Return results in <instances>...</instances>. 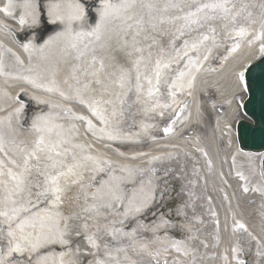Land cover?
<instances>
[{
  "label": "bare ground",
  "instance_id": "bare-ground-1",
  "mask_svg": "<svg viewBox=\"0 0 264 264\" xmlns=\"http://www.w3.org/2000/svg\"><path fill=\"white\" fill-rule=\"evenodd\" d=\"M120 2L112 0V3ZM171 2L180 7H168L165 11L170 0H135L122 17L104 21L100 39L96 40L76 34L92 32L101 23L104 0H32L38 7L36 23L28 16V23L24 25L19 23V17L24 14L23 0H12L11 16L3 11L9 6V0H0V137L3 138L0 161L5 173L0 179L6 182V185L0 184V210L11 207L3 203L7 195L5 186L14 188L16 184L7 174L9 169L22 173L25 156L43 137L44 151L37 153L39 160H30L31 171L25 174V187L32 192L30 199L35 206L31 207V213L43 215L44 207L61 213L58 228L67 241L60 242L55 232L57 226L48 220L44 222V232L47 235L48 227H52V237L42 241L36 250L25 245L27 250L23 253L9 255L6 237L0 235V255L4 256L5 264H97L99 260L111 264L107 252L124 257L123 252L115 251L117 248H125L137 264H155L152 257L137 255L140 245H147L153 253L160 251L161 264L165 258L169 264L177 260L181 264H238V260L244 264H264L262 156L241 151L234 130L238 117L235 98L245 94L238 73L264 54L260 52V41L249 43L264 21V0H231L228 7L235 4L233 12L244 8L235 24L222 19L220 12L206 10L207 15H215L216 19L201 20L202 26L190 27H184L185 21L175 17L211 0ZM51 3H59L65 17L71 11L69 5L79 4L83 16L73 20L68 31L67 19L53 23V17L47 14ZM148 3L154 7L148 9L145 6ZM92 9L96 10V15ZM240 26L249 28L252 35L236 37L233 29ZM204 35L210 39L202 42ZM185 41L198 45L196 50L190 51L195 63L188 68L185 67L187 58L174 59L176 49H182ZM236 44L238 52L232 53ZM24 45L29 47L25 49ZM204 55H208L207 60L203 59ZM222 56L226 60L222 59L221 65L218 59ZM157 60L161 62L158 92L155 91ZM169 61L171 66L164 68L163 64ZM215 63L221 66L213 75L208 70ZM180 70L190 71L191 75L183 79L184 87L176 90L173 100L169 85ZM192 76L195 80L189 88ZM150 89L153 90L151 96ZM205 93L215 95L208 114L201 106ZM132 95L137 106L143 108L136 126V132L147 140L143 151L136 149L140 142L138 134L117 129L118 112ZM185 101L191 104V110L180 125L182 130L169 138L158 136L160 131L149 120L151 115L166 119L171 110ZM169 103L172 108L168 107ZM92 107L101 111L107 124L93 113ZM80 116L86 119H76ZM109 134L114 138H109ZM52 144H59L61 152L74 153L80 164L75 175L61 178L65 191L58 207L43 198L37 201L35 195L38 191L35 185L45 183L39 172L55 175L58 170L46 167L51 163L47 157ZM69 154L56 159L65 165L71 164ZM89 156L94 159H86ZM171 167L180 183L179 208L171 216L161 211L152 218L160 222L181 221V225L157 228L161 235L145 231L129 235L134 228L133 221L150 222L147 217L158 208V190H154V186L160 184V180L154 171ZM61 170L66 171V168ZM117 181L126 182L122 185L125 193L120 200L116 199L120 197ZM131 190L130 195L126 194ZM13 198L19 206L26 204L29 196L25 191L22 196ZM104 203L111 209L115 207L117 217L113 224L121 230L115 235L103 218ZM90 206L92 211L88 209ZM137 206L141 208L139 212L134 211ZM125 209L132 221L120 217ZM31 213L21 212L20 218ZM17 223L13 220L9 224L0 217L1 231H8L11 226L19 236ZM240 223L246 230L238 227ZM24 231L35 237L41 231L40 223L37 222L35 228L26 226ZM90 236L99 248L92 246ZM145 236L147 242L141 243L140 239ZM8 239L10 243L11 237ZM174 241L180 242L188 255L171 247ZM165 245H169L166 253L162 251Z\"/></svg>",
  "mask_w": 264,
  "mask_h": 264
},
{
  "label": "snow or ice",
  "instance_id": "snow-or-ice-1",
  "mask_svg": "<svg viewBox=\"0 0 264 264\" xmlns=\"http://www.w3.org/2000/svg\"><path fill=\"white\" fill-rule=\"evenodd\" d=\"M134 3H135V0H121L120 3H112V0H104V7L101 12V23L97 24L96 28L93 29L92 32H89V33L81 32V33H77L76 35L77 36H84V35L93 36L96 38V40H99L101 28L103 26L104 21H106L110 17H116V18L122 17L123 14L126 13L128 9L134 5ZM230 3H231V0H211V2L209 3H203V4L197 5L195 7V10L189 11L183 16L175 17V19L184 20L185 21L184 27H190L191 25H194V24L202 26L200 24L201 20L207 21V20L216 19L215 15L209 16L206 14V10H208V11H211L212 13H216V12L222 13L223 14L221 17L222 19L235 24L237 18L240 16L241 12H243L244 8L242 7L239 11L233 12V9H235V4H232L231 7H228ZM145 6L148 9H152L154 7V5L151 3H148ZM11 7H12V0H9V6L3 9V11L7 13L9 16L12 15L11 11H9ZM22 7L24 9V14L19 17V23L21 25L27 24L28 20L26 19V17L28 16L32 17V23H36V13L38 11V7L32 3V0H23ZM69 7L71 8V11L67 14V17H65V15L62 14L61 5L59 3H51L49 5L47 14L53 17V20H52L53 23H56L57 21L64 22L65 19H67V22L69 25L68 31H71V22L73 20H79L82 18L83 8L79 4L69 5ZM168 7L178 8L180 6L179 4L173 3L170 0V3L165 6V11H167ZM202 13H204L203 16H201ZM248 15L251 16V13H249ZM125 19H132V18L125 17ZM253 23H255V21H253ZM129 27H131V25H129ZM212 31L215 32V29H212ZM233 31L235 33V36L239 38H244L249 35H252L250 29L243 27V26L234 28ZM180 34L183 35L182 30ZM209 39L210 37L208 35H204L202 37V42L207 41ZM255 41L261 42L260 52L264 53V21H261L260 30L255 35H253V39L249 41V43H254ZM24 47L25 49H27L29 46L24 45ZM73 47H75V45H73ZM238 47L239 45L234 47L232 51H236ZM197 48H198V45L196 43H192L190 45L188 41H185L182 49H176V55L174 59L180 60L182 58H187V64L185 65V67L188 68L194 65L195 63L190 56V51L196 50ZM140 51H142V49H140ZM208 53L210 54V50H208ZM207 58H208V55L203 56L204 60H207ZM170 66H171L170 61L163 64L164 68H169ZM196 67H197V70H199V65H196ZM160 69H161V62L157 60L156 71H155L156 84H157V87L155 88L156 92L159 91L158 85H159L160 77H161ZM190 75H191L190 71H184V70L178 71L176 80H174L169 85L170 89H172V91L170 92V95L173 98V100L175 99V96H176V90L182 89L184 87V84L182 83L183 79L186 76H190ZM136 78H137V81H139L140 79L139 75H137ZM243 78H244L243 72L238 73V79L243 80ZM194 80H195V77L192 76L191 81H189L187 85L189 88H191L192 82ZM148 82L149 84H151L152 83L151 79H149ZM140 87L141 86L138 83L137 89L139 90ZM151 95H153L152 89L149 90V96ZM168 107H171V105H168ZM92 111L95 115L99 116V118L105 124L108 123L107 118L101 113V111L98 108L92 107ZM76 119L85 120L86 118L83 116H80V117H76ZM88 124L91 127V121H88ZM34 126L37 127L38 130H41V131L43 130V129H40L38 125H34ZM50 130L51 129H49V131ZM101 131H104V130L101 129ZM171 131H172L171 128H165V132H171ZM109 138H114V137H112L111 134H109ZM42 145H44V138L40 137L38 141L36 142L35 148L31 152H28L27 155L25 156L23 165H22V168H23L22 173L20 174L14 173L11 171V169H9L7 173L10 176V178L16 182V184L14 188H9L7 186H5L4 188V191L7 193V195L5 196L3 203L6 206L11 205V207H7L6 210H0V217H4L6 221L9 222V224L11 221L17 220L18 221L17 229L19 230V233H20V235L17 236V231L14 230L11 226H9L8 236L11 237L10 243L12 244V247L9 248V255L13 252L23 253L24 251L27 250L25 245L29 246L32 250H36L40 246L42 241L50 240L54 229L52 227H48V234L47 235L45 234L44 229L46 225L44 222L46 220L53 221V223L57 226L55 228V232L59 236L60 242L67 243V241L63 239L64 233L60 231L58 228L59 218L61 216L60 212L58 211L52 212V211H49L48 209H45L43 212V215H41L40 212L31 213V207H34L35 205L33 201L30 199L32 195L31 190L26 189L25 187V174L31 171L30 160L32 158H35L37 160L40 159L37 153L44 151V148L42 147ZM80 147H83V146H80ZM59 148H60L59 144H52L49 146L48 150L50 154L48 155L47 159L51 161V163L49 165H46V167H50L52 169H58L56 171V174L52 175L51 173L45 172V171L39 172V174L44 177L45 183L43 185H40V184L35 185V187L38 189V191L35 194L37 201L43 198V200L48 201L52 205L57 206V207L62 203V195L65 191V189L60 184L61 178L66 177L70 174L75 175V169L80 167V164L76 162V157L74 153L69 154L66 152H61L58 150ZM2 149H3V138L0 137V150ZM66 154H69L71 156L73 163L65 165L62 160L56 159V157H61ZM86 159L91 160L94 158L89 156V157H86ZM11 163L15 164L16 162L11 161ZM3 167H4L3 161H0V177L5 175L3 171ZM17 167H20V165H17ZM64 168H66V171L61 170ZM76 182L78 181H73V183H76ZM0 184L6 185V182L0 179ZM247 190L248 189L245 188V191ZM25 191H27L28 196H29L27 203L20 204L19 206H17V200L14 199L13 197L22 196L25 193ZM116 199L120 200V197L117 196ZM140 210H141L140 207L138 206L134 207V211L139 212ZM21 212H28V213H31V215L25 218H20ZM122 215L127 217L128 212L125 211L122 213ZM37 222L40 223V229H41L40 233L36 235L35 237H33L31 233L25 234V231H24L25 227L30 226L32 228H35ZM121 223H123V221H121ZM85 227H87V225H85ZM238 227L240 229L246 230V226L243 223L238 224ZM117 231H121V230H118V229L111 230L113 235H115ZM129 235L134 236L135 230H133L132 233H129ZM253 239H255V237H253ZM88 240L92 243L93 247L99 248V245L95 242L93 237L91 236L88 237ZM21 241H23L24 244H22ZM171 247H174L177 252H180L183 250L184 254L188 255L187 250L182 249L180 246V242L178 241L172 242ZM115 251L117 253L123 252L124 257L123 259H121L118 256H113V253L111 251L107 252L106 255L110 258L111 264H137L136 261L130 259V257L127 255V250L125 248H117ZM162 251L165 253L168 252L169 245H165ZM234 251H238V249H234ZM136 252H137V255H146V256L152 257L154 259L155 264H161L160 251H156L155 253H153L151 250L148 249L147 245H140L139 248L136 249ZM0 264H5V261L2 255H0ZM9 264H11V262H9ZM61 264H63V262H61ZM97 264H109V261L99 260L97 261ZM163 264H169V261L167 258L163 260ZM172 264H181V262L177 260V261H173ZM238 264H244V262L238 260Z\"/></svg>",
  "mask_w": 264,
  "mask_h": 264
},
{
  "label": "rangeland",
  "instance_id": "rangeland-1",
  "mask_svg": "<svg viewBox=\"0 0 264 264\" xmlns=\"http://www.w3.org/2000/svg\"><path fill=\"white\" fill-rule=\"evenodd\" d=\"M92 12L95 13L96 10L92 9ZM222 59L226 60V58H219L218 62L222 61ZM217 67H218V64L215 63V65L212 66L211 69L208 71H210L214 75ZM209 94H211L212 96H209ZM246 98H247L246 94H238L235 98V106L238 110V117L235 120L236 122L234 125V129H235L236 123L238 121H240V120H247L248 121L249 120L242 112V104L246 100ZM213 103H215V95L212 93H205V96L203 97V101H201V106L204 108V110L206 111L207 114L209 113L208 108H210ZM188 105L189 104H187V106L185 107L186 109H188L187 108ZM141 109H143V108L138 107L134 103V95H132V97L129 99V101H127L125 106L121 110H119V112H118L119 113L118 122H117L118 131H120L122 133L138 134V132H136L135 124L139 119L138 117L142 114ZM149 120L153 123L154 126L159 125V127L161 128V134H158V136L169 135V134L176 131V126H174L170 120L162 122V121H160V118L158 116H154V115H151ZM210 122L211 121L209 120L208 123L210 124ZM165 128H171L172 131L171 132H165ZM138 135L140 136V134H138ZM139 139H140V142H139L138 146H136V149L138 151H143L147 147V140L145 137H142V136H140ZM114 148H115V151H118L117 147H114ZM124 150H126V149H124ZM136 169L137 168L132 169V170L134 171ZM139 169H138V171H142ZM154 172L156 175H158V173H160V172L163 173L164 175L167 174L166 178H164L163 180H160V184H157L154 186V190H156V189L158 190V197H157V202L159 203L158 208L156 211H154L152 214H150L147 217V218L151 219L150 222H146L144 219L138 220V221H133L134 222L133 223L134 228L129 233H132V231L135 230V233H137V234L145 231V232H152V233H156L157 235H161L162 232L157 230V228L164 227V226L167 227L168 224H170L171 227H177V226L181 225V221L171 222V220L168 219L167 221L160 222V221H157L158 219L154 220L152 218L155 213H159L161 211H163L168 216H171L172 214H174V212L179 208L178 207V200H179L178 194L180 192V183L178 182V180H176V176L172 175V173H173L172 168H169V170H166V171L155 170ZM124 183H126V182L125 181H117V184L119 185L117 188V191L119 193L120 199H121V196H123L125 193L124 188L122 187V185ZM154 190L152 191V193L154 192ZM132 191L133 190H131L129 193H126V194L130 195V193ZM118 202L119 201H117V203ZM44 209H46V208L44 207ZM88 209H90V211L93 210V208L91 206L88 207ZM103 209L105 210V214L103 215V218H105V220H107V222H109V227L111 229H116V227L113 224V222L115 221V218L117 217L116 214L114 215L115 207L113 209H111V207H109L106 203H104ZM108 209H111V210L108 211ZM41 211L44 212L43 210H41ZM125 211H127V210L125 209ZM25 213H27V212H25ZM120 217H122L123 219H131V221H132V217H128V216L125 217L123 215H121ZM147 223H149L148 226H147ZM7 233H8V231H1V229H0V235L6 237L5 238L6 242L8 243L9 247H11ZM180 238L181 237H179L178 239H180ZM140 242L141 243L147 242L146 236L142 237L140 239Z\"/></svg>",
  "mask_w": 264,
  "mask_h": 264
},
{
  "label": "water",
  "instance_id": "water-1",
  "mask_svg": "<svg viewBox=\"0 0 264 264\" xmlns=\"http://www.w3.org/2000/svg\"><path fill=\"white\" fill-rule=\"evenodd\" d=\"M244 82L249 96L243 112L254 124L238 123V142L244 152L264 154V56L245 70ZM262 165L264 174V160Z\"/></svg>",
  "mask_w": 264,
  "mask_h": 264
}]
</instances>
